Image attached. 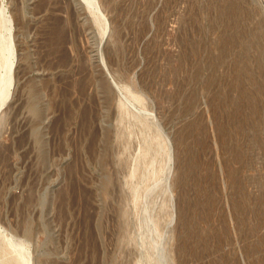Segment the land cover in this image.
<instances>
[{
  "label": "rangeland",
  "instance_id": "1",
  "mask_svg": "<svg viewBox=\"0 0 264 264\" xmlns=\"http://www.w3.org/2000/svg\"><path fill=\"white\" fill-rule=\"evenodd\" d=\"M99 1L102 40L82 0H0L1 225L30 264H264V0Z\"/></svg>",
  "mask_w": 264,
  "mask_h": 264
},
{
  "label": "bare ground",
  "instance_id": "2",
  "mask_svg": "<svg viewBox=\"0 0 264 264\" xmlns=\"http://www.w3.org/2000/svg\"><path fill=\"white\" fill-rule=\"evenodd\" d=\"M88 9V11L92 14L94 20L101 27V40L106 36L108 28V23L106 16L100 8L99 0H82ZM79 2V1H78ZM81 3V1L79 2ZM6 6L0 5V106L4 103L7 97L10 95L12 90H14V70L17 64V55L14 43L13 36V20L9 12L6 10ZM109 31V30H108ZM104 40V39H103ZM102 42V41H101ZM132 96L136 100H140V96L137 94H132ZM119 108L121 110L122 117L128 114L133 115L136 119H139L140 122H145L146 120L142 118V116L138 114H132L123 100H119ZM2 120V116H0V121ZM154 138V137H152ZM152 138L145 139L144 144L140 146V157L146 160L147 165L152 166L154 169V164H156V157L158 156L159 150L153 148L152 146ZM155 139L157 140L161 146L160 149H163L166 156L168 154V145L161 133L160 130L157 129ZM157 147V146H156ZM152 150V151H151ZM165 166V164H164ZM162 168V167H161ZM149 169V168H147ZM152 169V170H153ZM137 170V165L132 170V175L135 174ZM155 170V169H154ZM137 172V171H136ZM154 176V175H153ZM146 177V176H145ZM137 187L133 188V193L135 196L138 194ZM0 236L2 238L3 243L6 245L5 250L0 255V264H8L10 259L14 261V264H30L32 254L30 251V247L26 238H21L11 231L7 230L0 223Z\"/></svg>",
  "mask_w": 264,
  "mask_h": 264
}]
</instances>
